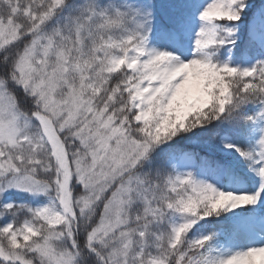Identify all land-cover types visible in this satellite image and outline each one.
Listing matches in <instances>:
<instances>
[{"label": "snow or ice", "instance_id": "6c2138e0", "mask_svg": "<svg viewBox=\"0 0 264 264\" xmlns=\"http://www.w3.org/2000/svg\"><path fill=\"white\" fill-rule=\"evenodd\" d=\"M0 264H264V0H0Z\"/></svg>", "mask_w": 264, "mask_h": 264}]
</instances>
